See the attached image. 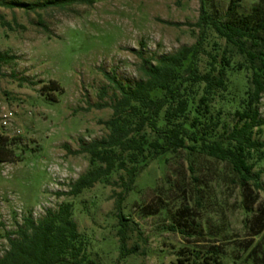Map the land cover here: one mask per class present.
<instances>
[{
    "label": "rangeland",
    "instance_id": "1",
    "mask_svg": "<svg viewBox=\"0 0 264 264\" xmlns=\"http://www.w3.org/2000/svg\"><path fill=\"white\" fill-rule=\"evenodd\" d=\"M205 4L221 14L228 0ZM251 4L243 0L239 10L248 12ZM198 13L199 0L0 6V106L15 112L12 126L0 128L10 151L0 162V255L7 233L24 217L38 220L47 209L69 202L86 242V264H191L196 252L204 263L214 250L223 264H264V159L253 169L262 171L261 187L252 191L232 182L224 163L204 155L178 150L165 163L151 161L122 202L130 218L126 246L137 245V252L125 255H120L114 207L123 171L77 196L59 194L89 168L87 154L66 147L78 150L107 133L102 122L111 109L96 106L114 97L106 74L132 85L139 78L137 52L153 58L192 44ZM259 108L263 115L264 95ZM259 138L264 140V129Z\"/></svg>",
    "mask_w": 264,
    "mask_h": 264
},
{
    "label": "trees",
    "instance_id": "2",
    "mask_svg": "<svg viewBox=\"0 0 264 264\" xmlns=\"http://www.w3.org/2000/svg\"><path fill=\"white\" fill-rule=\"evenodd\" d=\"M242 1L228 0L225 10L217 14L208 10L205 0H199L193 24L198 29L195 41L153 58L137 52L139 78L132 85L106 74L114 97L110 104H96L111 109L110 117L102 122L106 135L75 151L65 146L70 153L87 154L89 168L59 194L77 196L96 182H107L112 173L123 171L124 176L119 175L122 190L114 201L120 255L137 252L136 244L126 246L130 218L122 211L124 196L135 191L136 176L153 160L165 163L168 154L184 150L224 163L234 175L232 182L242 190L261 187L262 171L253 169L264 159V140L259 138L264 129L259 108L264 95V0H250L248 12L239 10ZM85 2L92 0L33 4L0 0V6L63 8ZM238 73L241 79L233 82L231 76ZM225 113L231 123L225 120ZM6 139L0 135V162L10 155L4 146ZM256 217L262 218L260 212ZM263 227L264 222L260 229ZM169 229L176 228L170 225ZM258 233L260 230L255 235ZM6 241L0 264L88 263L86 242L72 218L69 202L47 209L38 220L24 217L7 233ZM220 254L212 251L203 263L197 261L196 252L191 264H223Z\"/></svg>",
    "mask_w": 264,
    "mask_h": 264
},
{
    "label": "built area",
    "instance_id": "3",
    "mask_svg": "<svg viewBox=\"0 0 264 264\" xmlns=\"http://www.w3.org/2000/svg\"><path fill=\"white\" fill-rule=\"evenodd\" d=\"M15 112L0 106V128H8L12 126ZM19 133V131H16Z\"/></svg>",
    "mask_w": 264,
    "mask_h": 264
}]
</instances>
